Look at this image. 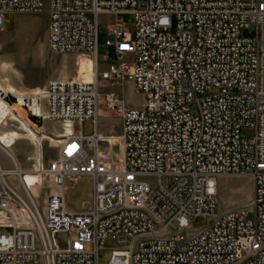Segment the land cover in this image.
<instances>
[{"label": "built area", "instance_id": "built-area-1", "mask_svg": "<svg viewBox=\"0 0 264 264\" xmlns=\"http://www.w3.org/2000/svg\"><path fill=\"white\" fill-rule=\"evenodd\" d=\"M41 12L49 51L90 53L95 72L90 81L0 87V125L40 136L21 112L77 125L48 145V159L39 142L26 170L0 135L10 163L0 160V264H97L108 238L109 264H264V0H0V28L7 13ZM99 14L112 16L104 46L113 59L104 54L102 69ZM124 83L139 106L110 89ZM100 103L119 117L117 134L100 133ZM80 176L91 178V203L72 211L66 180ZM231 176L251 179V198L220 210L217 179ZM196 217L206 223L192 230Z\"/></svg>", "mask_w": 264, "mask_h": 264}, {"label": "rangeland", "instance_id": "rangeland-1", "mask_svg": "<svg viewBox=\"0 0 264 264\" xmlns=\"http://www.w3.org/2000/svg\"><path fill=\"white\" fill-rule=\"evenodd\" d=\"M125 28L134 34V18L130 13H123L121 15ZM98 63L99 68L104 67V62L101 58L107 54V61L113 59V54L110 48L104 46L106 33L112 22V16L109 14L98 15ZM47 17L46 14L41 13H7L4 15V23L0 28V87H12L16 91H26L36 87H42L49 81L57 79H75L82 81H90L93 74V57L87 52L75 53H52L47 47V32H46ZM105 87H102V91ZM110 88V87H109ZM111 90H118L122 92L127 104L136 107L139 106L142 97L136 93L128 83H124V87H111ZM193 114L196 115V109L192 106ZM99 118L98 124L101 129L102 126L110 127L116 121V114L108 110L103 104H99ZM22 116H27V119L32 123L33 128L38 132L42 130L40 136L35 135L25 125L23 130L18 124L13 123L14 127L9 125H0V135L8 134L10 132L18 133V137L13 139V145L10 151L14 154L18 151L21 156L22 166L17 165L21 169H30L34 163V159H29V151L34 148L32 140L35 141L36 147L38 143L43 144V156L48 159L49 152L47 147L59 140V137L64 135L65 129L60 123L44 121L40 122L34 117L25 115L21 112ZM76 126L69 128L71 133L75 132ZM84 134L92 132V125L90 121H85L80 125ZM114 133H118L117 124L114 127ZM25 129V130H24ZM29 134H25V131ZM111 133V132H110ZM252 134L250 128H241L240 135L248 137ZM29 136L30 138L26 137ZM43 136V139L42 137ZM44 137L46 139H44ZM56 138V140H52ZM33 141V142H34ZM36 150V149H35ZM6 153V151L3 149ZM0 148V160L6 167L10 163L4 158V153ZM25 179L30 183L34 178L32 175L27 174ZM150 184H154L152 179ZM216 197L218 200V208L226 210L229 208L245 206L251 198L252 194V181L249 177L231 176L228 178L217 179ZM47 187H43L34 192L41 198L46 192ZM66 205L72 209L83 210L88 208L91 203V178L87 176H80L78 178H71L66 180ZM251 216V213H248ZM206 223L203 217H196L191 220L190 228L192 230L199 229ZM173 232H178L175 225H170ZM1 231H5L0 229ZM6 231H11L7 229ZM184 234V232H183ZM74 238V235H70ZM115 246L111 238L106 239L104 246L97 251V264H109L111 251ZM89 247V246H88ZM87 247V248H88Z\"/></svg>", "mask_w": 264, "mask_h": 264}, {"label": "crops", "instance_id": "crops-1", "mask_svg": "<svg viewBox=\"0 0 264 264\" xmlns=\"http://www.w3.org/2000/svg\"><path fill=\"white\" fill-rule=\"evenodd\" d=\"M130 86H131V84L130 83H128ZM123 87H124V85H123ZM11 91H16L14 88H12V87H8ZM131 88H132V86H131ZM133 89V88H132ZM114 91H118V90H114ZM119 92V91H118ZM1 107L2 106H0V109H1ZM100 114V113H99ZM117 116V115H116ZM115 119H116V121L112 124V126H110V127H104V126H102L103 128L101 129V127H99V131H100V133L101 134H104V135H107V134H110V132L111 133H114V130H116L114 127H115V124H117V127H118V132H119V129H120V119H119V117L117 116V117H115ZM4 135V134H3ZM5 135H7L9 138H10V140H13V139H15L16 137H18V133H16V132H10V133H8V134H5ZM2 136V135H1ZM42 137V139H43V136H41ZM44 139H46L45 137H44ZM9 140V141H10ZM52 140H56V138H52ZM32 141V140H31ZM32 144L34 145V148L36 149H31L30 151H29V155H30V157H29V159H32V158H35L36 159V156H37V147H36V143L35 142H33L32 141ZM47 149V151L49 152V156H51V154H50V149H49V147H47L46 148ZM6 152H7V149H4ZM18 151H20V150H17V152H15V154H16V159H17V162H18V165H21L22 166V161H21V156H20V153H18ZM34 159V160H35ZM20 166V167H21ZM32 166V165H31ZM23 167V166H22ZM67 206V205H66ZM67 208L69 209V210H72V211H77L76 209H72V208H70V207H68L67 206Z\"/></svg>", "mask_w": 264, "mask_h": 264}, {"label": "bare ground", "instance_id": "bare-ground-1", "mask_svg": "<svg viewBox=\"0 0 264 264\" xmlns=\"http://www.w3.org/2000/svg\"><path fill=\"white\" fill-rule=\"evenodd\" d=\"M78 52H83V51H78ZM92 57H93V61H94V63H93V74H92V78H93V75H94V72H95V60H94V56L93 55H92ZM78 81H82V80H78ZM71 126H72V124H68L67 126H63L65 131H66V132H64L63 136H66V135L71 133L70 130H69V128H71Z\"/></svg>", "mask_w": 264, "mask_h": 264}]
</instances>
